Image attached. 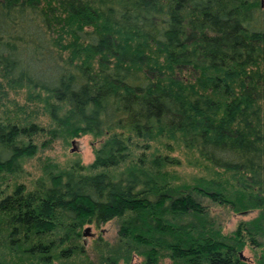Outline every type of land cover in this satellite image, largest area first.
Segmentation results:
<instances>
[{
    "label": "trees",
    "instance_id": "obj_1",
    "mask_svg": "<svg viewBox=\"0 0 264 264\" xmlns=\"http://www.w3.org/2000/svg\"><path fill=\"white\" fill-rule=\"evenodd\" d=\"M260 5L0 0V264H246L244 249L264 264ZM83 135L102 139L90 165L20 181L38 151ZM171 141L209 177L176 183L156 149ZM213 208L256 215L223 234ZM113 220L92 259L86 229Z\"/></svg>",
    "mask_w": 264,
    "mask_h": 264
},
{
    "label": "rangeland",
    "instance_id": "obj_2",
    "mask_svg": "<svg viewBox=\"0 0 264 264\" xmlns=\"http://www.w3.org/2000/svg\"><path fill=\"white\" fill-rule=\"evenodd\" d=\"M260 3V8L264 10V0H260ZM8 97L14 100L19 107H25L27 94L24 90H18L16 93L9 92ZM41 121L43 125H46L44 124L46 123L45 119ZM101 141V138H94L90 135H83L66 143L62 140H57L49 148L38 151L34 158L23 164V174L20 181L25 183L27 189H30L33 181L42 175L44 168L48 170L50 167L47 166L50 164L52 166L55 165L56 171L72 169L76 171L78 167L83 170L94 160V152L99 147ZM164 143L159 146L156 145V149L160 150V154H167L169 157L176 159L177 164L173 168L175 174L174 181L176 183L193 184L197 180L209 177L205 166L194 153L183 150L175 141L168 142V147ZM255 215L256 212L233 214L218 208L211 210V217L215 218L218 222L223 234L230 233L239 222L251 220ZM86 230L88 232L84 238V246L90 248L89 250L87 249V254L95 260L94 254H96V251L92 250L94 243L97 239H101L108 244H113L116 241L118 225L113 220L97 228L90 226ZM242 256L246 264H256L255 256L248 249L242 251ZM141 261L140 257L133 256L130 263L140 264ZM161 264H169V262L163 260Z\"/></svg>",
    "mask_w": 264,
    "mask_h": 264
}]
</instances>
